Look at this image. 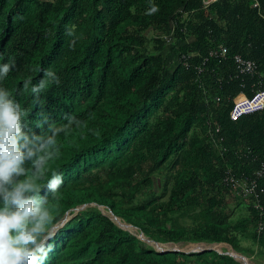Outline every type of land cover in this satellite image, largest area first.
I'll return each mask as SVG.
<instances>
[{
    "label": "trees",
    "instance_id": "1",
    "mask_svg": "<svg viewBox=\"0 0 264 264\" xmlns=\"http://www.w3.org/2000/svg\"><path fill=\"white\" fill-rule=\"evenodd\" d=\"M203 1L0 0V66L13 65L0 87L31 131H55L37 181L53 224L96 202L158 242L226 243L248 254L235 249L240 237L264 250V172L256 174L264 109L229 118L237 98L264 84V0ZM219 45L225 58H208ZM235 55L254 61L255 73L237 74ZM49 70L58 84L38 98L23 90ZM228 170L253 187L246 198L225 185ZM54 173L63 184L53 194L45 186ZM255 193L260 212L250 207ZM51 243L45 264H240L214 251L159 254L97 208Z\"/></svg>",
    "mask_w": 264,
    "mask_h": 264
},
{
    "label": "clouds",
    "instance_id": "2",
    "mask_svg": "<svg viewBox=\"0 0 264 264\" xmlns=\"http://www.w3.org/2000/svg\"><path fill=\"white\" fill-rule=\"evenodd\" d=\"M157 11V6L153 5L149 14ZM69 34L71 33L69 32ZM168 40L166 42L170 48L172 41ZM12 66L10 63L0 66V77L7 76ZM44 77L36 84H33L31 80H24L23 90L36 94L38 98V94L44 90L48 83H59V78L50 70L45 71ZM23 115L24 110L20 104L12 98L7 89L0 87V264H45L48 253L53 250L51 242L57 231L86 208H97L117 228L135 235L131 229L139 230V228L125 222L108 207L96 202L84 203L67 210L53 224L54 215L52 216L47 206V196L42 195V189L37 181L42 178L44 166L54 154L57 143L55 131L53 130L51 135L36 134L23 121ZM215 129L214 132H216ZM228 173H230L229 170L224 176L225 185ZM62 184V174L54 173L45 187L48 193L54 194ZM236 193L240 195L238 191ZM251 201L252 210L260 212L261 208H256L255 201ZM110 212L118 218L120 223L126 225L125 229L117 226L116 222L111 219ZM135 236L140 241L142 240L141 242L145 243L148 248L159 254H161L159 251L168 249L158 248V245L179 244L155 241L146 237L140 230ZM187 244L203 245L206 243ZM216 244H219L218 248L221 245L231 247L226 243L206 245ZM231 251L241 254L235 252L232 247ZM241 255L246 257L245 254Z\"/></svg>",
    "mask_w": 264,
    "mask_h": 264
},
{
    "label": "built area",
    "instance_id": "3",
    "mask_svg": "<svg viewBox=\"0 0 264 264\" xmlns=\"http://www.w3.org/2000/svg\"><path fill=\"white\" fill-rule=\"evenodd\" d=\"M215 0H204V6L207 7L210 3L214 2ZM169 42V40H168ZM227 55V48L224 45H219L217 48H213L208 52V58H217V59H224ZM237 74L239 75H253L256 71L257 65L252 60H245L240 55H235L233 58ZM202 69L199 68L198 71ZM264 109V84L257 88L251 97H239L234 101V104L231 108L229 118L232 121H235L241 117L249 116L255 113H259ZM214 130V129H213ZM215 131L217 132L218 129L216 128ZM264 172V162L261 164L260 170L257 171V176L261 177L262 173ZM225 182L229 183L236 188L238 187V192L242 196L246 197L253 191V187L250 189L247 188L246 184L239 182L235 179V177L228 173L227 177L225 178ZM264 191V188L261 189ZM255 193V207L258 208L259 205L256 201Z\"/></svg>",
    "mask_w": 264,
    "mask_h": 264
},
{
    "label": "rangeland",
    "instance_id": "4",
    "mask_svg": "<svg viewBox=\"0 0 264 264\" xmlns=\"http://www.w3.org/2000/svg\"><path fill=\"white\" fill-rule=\"evenodd\" d=\"M169 49H170L169 46H167V49H166V51H164V54H167V52H168ZM168 55L169 56L167 57L166 63L168 65V67L172 68L176 64V62L178 60V57L176 55H173L172 53L171 54H168ZM131 231L135 235H137L139 233V230H137V229H131ZM237 241H238L239 244H237V242L234 241L235 249L238 250L241 247L244 248V249L245 248H249V251H247L248 254H245L246 257H247V263L246 264H264V250L257 249V247H255L254 245H252V240H250V239L249 240H247V239H244L243 240L240 237H238L237 238ZM188 245L189 244H187V243H179V244H175V245H173V244H164L163 245V249H168V250L173 251L175 249V247H177L182 252H188V251H191V250L188 249ZM203 248H215V247L212 246V245L203 244ZM220 250L223 253H219ZM213 251L216 252L218 255H221L222 257L225 256L228 259L230 258L231 259V263H232V260H235L231 256L225 254V252H232L231 249H230V247L227 246V245H222V247H219V248L216 247L215 250H213ZM241 252H244V250H242ZM178 256L179 255H176V257H178ZM214 257H215V255H213L210 252L207 254V258L208 259H211V258H214ZM235 261H237L240 264H242V262L240 261V259H237Z\"/></svg>",
    "mask_w": 264,
    "mask_h": 264
},
{
    "label": "water",
    "instance_id": "5",
    "mask_svg": "<svg viewBox=\"0 0 264 264\" xmlns=\"http://www.w3.org/2000/svg\"><path fill=\"white\" fill-rule=\"evenodd\" d=\"M110 214L112 215L111 219H112L113 221L116 222V224H117L118 227H120V228H122V229H125V228H126V225L120 223V221L118 220L117 217H115L111 212H110ZM218 245H219V244H216V245H213V246L216 248ZM215 248H202V249H200V250H191V251L183 252V253H185V254L195 253V252H197V253H201V252H204V251L215 250ZM173 251H174V250H173ZM159 252H160L161 254H166V253H169V252H172V251H170V250H165V251L161 250V251H159ZM174 252H182V251H180V250H175ZM219 253H223V252L219 251ZM225 254L231 256V257L234 258L235 260L240 259V261L242 262V264H246V263H247V258H246L245 256L241 255V254H236V253L233 254V252H225Z\"/></svg>",
    "mask_w": 264,
    "mask_h": 264
},
{
    "label": "bare ground",
    "instance_id": "6",
    "mask_svg": "<svg viewBox=\"0 0 264 264\" xmlns=\"http://www.w3.org/2000/svg\"><path fill=\"white\" fill-rule=\"evenodd\" d=\"M189 246H193V247H198V248H192L191 250H195V249H199V248H202L203 247V245H200V244H197V245H189ZM158 248H163V246H161V245H158L157 246ZM175 249L176 250H178V248L177 247H175Z\"/></svg>",
    "mask_w": 264,
    "mask_h": 264
},
{
    "label": "crops",
    "instance_id": "7",
    "mask_svg": "<svg viewBox=\"0 0 264 264\" xmlns=\"http://www.w3.org/2000/svg\"><path fill=\"white\" fill-rule=\"evenodd\" d=\"M220 247H222V245H221ZM192 248H198V247H193V246H189V245H188V249H189V250H191ZM200 249H202V248L195 249V250H200ZM230 249H231V247H230ZM233 254H234V253H233Z\"/></svg>",
    "mask_w": 264,
    "mask_h": 264
}]
</instances>
